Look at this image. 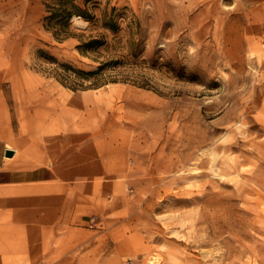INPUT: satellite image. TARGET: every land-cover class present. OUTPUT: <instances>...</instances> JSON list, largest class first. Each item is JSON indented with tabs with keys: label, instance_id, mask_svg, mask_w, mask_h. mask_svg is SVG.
<instances>
[{
	"label": "rangeland",
	"instance_id": "374dc122",
	"mask_svg": "<svg viewBox=\"0 0 264 264\" xmlns=\"http://www.w3.org/2000/svg\"><path fill=\"white\" fill-rule=\"evenodd\" d=\"M45 1L0 0L6 147L81 202L38 264H264V0H98L123 16L88 56ZM130 39L141 84L75 89L38 57L91 70Z\"/></svg>",
	"mask_w": 264,
	"mask_h": 264
},
{
	"label": "crops",
	"instance_id": "0c3cea01",
	"mask_svg": "<svg viewBox=\"0 0 264 264\" xmlns=\"http://www.w3.org/2000/svg\"><path fill=\"white\" fill-rule=\"evenodd\" d=\"M4 106L0 94V264H38L53 259L54 237H69L81 202L52 164L4 154Z\"/></svg>",
	"mask_w": 264,
	"mask_h": 264
},
{
	"label": "trees",
	"instance_id": "16d2710c",
	"mask_svg": "<svg viewBox=\"0 0 264 264\" xmlns=\"http://www.w3.org/2000/svg\"><path fill=\"white\" fill-rule=\"evenodd\" d=\"M44 6L46 14L42 18V25L54 40L63 42L75 38L78 41L76 49L85 56L99 54L102 48L116 49L108 40L109 34L115 35L120 30V19L123 15L116 6L107 3L100 8L98 0H46ZM74 17L87 21L92 28L90 30L98 29L97 32H77L72 28ZM128 23L132 27L139 26L137 21L130 20ZM135 45L136 41L130 39L127 47H118L125 49L123 53H113L105 60H99V57L95 56L98 65L91 70L59 62L57 57L44 49L38 50V57L51 65L56 79L75 89L85 86L96 87L108 81L130 80L141 84V81H137L140 76L136 72L137 64L133 61L136 54ZM87 81L89 84L85 85Z\"/></svg>",
	"mask_w": 264,
	"mask_h": 264
},
{
	"label": "water",
	"instance_id": "95a60500",
	"mask_svg": "<svg viewBox=\"0 0 264 264\" xmlns=\"http://www.w3.org/2000/svg\"><path fill=\"white\" fill-rule=\"evenodd\" d=\"M4 154H5L7 157H8V156L11 157V156H13V154H14V150H13V149L6 148Z\"/></svg>",
	"mask_w": 264,
	"mask_h": 264
}]
</instances>
